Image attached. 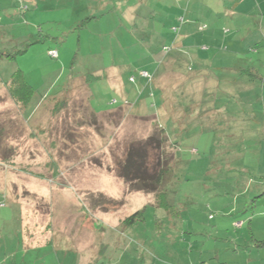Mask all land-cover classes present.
<instances>
[{
	"label": "rangeland",
	"instance_id": "rangeland-1",
	"mask_svg": "<svg viewBox=\"0 0 264 264\" xmlns=\"http://www.w3.org/2000/svg\"><path fill=\"white\" fill-rule=\"evenodd\" d=\"M56 1L58 9L42 14V35L34 33L30 48L0 61L3 82L19 69L35 90L33 112L26 115L10 90L0 86V264H190L192 245L196 251L214 241L232 253L238 246L250 250L249 222L240 229L233 221L250 214L252 199L264 192V129L258 122H264V92L230 93L241 114L236 127L203 123L204 131L200 125L192 128L197 135L184 132L166 185L168 210L154 206L150 195L128 191L117 175L129 145L143 140L138 137L145 128L128 119L120 126L121 111L97 115L92 108L121 99L116 82L132 91L143 57L149 49L157 51L180 24L186 1ZM167 17L175 20L172 27L164 26ZM24 26L4 30L0 50L21 48L10 39ZM48 48L59 58L46 53ZM189 64L182 62L183 75L190 74ZM109 66L120 77L110 78L108 72L106 77ZM243 83L247 80L236 82ZM179 84L195 85L191 80ZM251 111L257 120L252 126L247 125ZM104 134L109 135L106 144ZM211 203L220 211L209 208ZM141 208L139 221L118 222ZM214 220L222 229L219 235Z\"/></svg>",
	"mask_w": 264,
	"mask_h": 264
},
{
	"label": "crops",
	"instance_id": "crops-1",
	"mask_svg": "<svg viewBox=\"0 0 264 264\" xmlns=\"http://www.w3.org/2000/svg\"><path fill=\"white\" fill-rule=\"evenodd\" d=\"M184 1H186V8L183 9L185 15H181L183 21L178 33L170 31L160 42L157 51L149 49L150 53L143 57L145 63L138 69L139 82L132 91L131 89L130 92L123 91L122 83L116 82L121 99L117 102L113 99L107 108L93 109L94 114L97 115L121 111L124 119L120 120L119 125L121 126L125 119H128L127 121L135 126L144 127V134L138 137L142 139L147 138L154 125H158L163 128L168 141L173 145L176 144L177 147L186 137L184 132H188V135L191 132L193 136L197 135L196 131H192L196 125L203 126L202 131L205 129L203 123L219 127L225 125L229 128L239 125V122L235 124V120L241 119L240 110L230 102V93L233 94L237 90L264 92V0H175L174 2L181 5ZM58 6L59 1L56 0L54 3L47 0H0V41L5 37L4 30H13L25 24L23 28H19L24 32L15 34L10 40L16 45L29 43L31 46L36 36L42 35L44 22L42 14L56 10ZM131 7H126L124 12L130 13ZM177 10L180 12V8ZM174 21L172 19L169 22L167 17L163 24L166 26L170 23L172 27ZM165 46L170 47V51L162 54V48ZM49 49L52 48H48L46 53ZM186 60L191 63L187 68L190 74L183 75L179 69ZM242 65L246 66L247 70H244ZM105 69H107L104 70L106 77L107 72L110 78L120 77V73L112 66ZM141 70L149 71L154 77L152 84L143 90L145 80L139 75ZM240 78L246 79L247 83L236 84ZM185 80L188 82L191 80L195 85L182 87L179 83ZM150 92L153 94L152 97ZM137 94L140 95L133 102L127 100ZM124 101L128 104L125 105ZM249 115L251 117L247 118V125H255L256 113L251 111ZM258 122H261L260 127L264 129V122L261 120ZM104 124L108 126L107 122ZM167 125H171L173 130L167 131ZM189 129L191 132L188 131ZM108 136L104 134L105 144L108 143ZM176 152L173 149L174 165L175 157H178ZM118 180L123 182L120 178ZM148 195L149 198L152 197L151 194ZM210 207L217 211L221 209L219 205L212 203ZM122 218L117 219L119 223L122 222ZM209 219L213 220L214 217ZM234 222H242L240 229L249 222L250 237L264 239V198L260 197L253 201L251 213ZM213 229L216 235L221 234L222 229L219 224L217 225L216 220L213 221ZM216 243L214 241L210 245L203 244L196 251L191 249L192 245L189 248L190 264H264V247H255L252 243H248L246 245H250V250L241 251L238 246L232 253L228 245H216ZM193 254L196 256H191Z\"/></svg>",
	"mask_w": 264,
	"mask_h": 264
},
{
	"label": "trees",
	"instance_id": "trees-1",
	"mask_svg": "<svg viewBox=\"0 0 264 264\" xmlns=\"http://www.w3.org/2000/svg\"><path fill=\"white\" fill-rule=\"evenodd\" d=\"M180 18H182L183 20L182 16ZM180 18H178V20ZM90 19L91 17L85 18L83 23L89 21ZM175 27H177L178 30L174 31L172 29V32L178 33L180 24ZM29 46H30L29 43H24L21 48H18L17 51L15 50L12 52H8L6 51L7 49H4L5 51L0 50V59H4V58L13 59L15 58L16 55L15 53H23ZM51 51L56 52L55 56H52L50 54L52 58L55 59L59 58V53L56 49H49L48 53H50ZM169 51H170V47L168 46L162 48V54H167ZM141 71H146V70H141ZM141 71H139V75ZM146 72L149 74V76H151V78L149 81L147 77L141 76L145 80L142 90L149 87L152 84L154 78L149 71ZM90 77L94 79L101 76L98 77L90 76ZM132 77L134 80V76ZM84 81L88 87L87 84L88 78L84 79ZM0 84H2L4 88H6L7 90L8 89L10 90L11 94L16 99V101L21 104L20 105L21 107L24 108V113L26 115H29L31 112H33L32 111L33 107H31V103H32V98L35 95V90L25 80L24 76L22 75L19 69L15 70L12 73L10 79L4 82L0 79ZM62 92H60L59 94H61ZM152 95H153L152 92H150L151 97ZM177 148L178 147L176 144L173 145L168 141V138L163 128L159 127L158 125H154L152 127L151 133L147 136V138L143 140H139L135 143H131L129 145L126 151L124 161L118 164L117 175L127 185L128 191H142L145 192L146 194H151L152 205L162 206L168 210V204L165 201L166 185L168 184V182H170V180L174 176L173 149L176 150ZM150 155L154 156V161L152 163L149 162ZM262 194H264V192H261L257 196L260 197ZM257 196L252 199L250 203L251 205L252 202L256 200ZM251 205L248 207V209H251ZM143 209L144 208L138 209L133 213H131L130 215L124 217L122 220V224L125 226H129L139 221L141 219V211ZM212 217L213 215L210 214L209 218ZM252 241H254V243H252V246L254 245L255 247L256 246L264 247V239L261 240L253 239Z\"/></svg>",
	"mask_w": 264,
	"mask_h": 264
},
{
	"label": "built area",
	"instance_id": "built-area-1",
	"mask_svg": "<svg viewBox=\"0 0 264 264\" xmlns=\"http://www.w3.org/2000/svg\"><path fill=\"white\" fill-rule=\"evenodd\" d=\"M179 20H180V25H181L183 20H182V18H180ZM173 30H174V31H177L178 28H177V27H174ZM50 54H51L52 56H55V55H56V52H55V51H51ZM140 76H142V77H147L148 80L150 81L151 76H149V74H148L146 71H141V72H140ZM130 80L133 81V77H131ZM234 226H235V227H240V226H241V222H235Z\"/></svg>",
	"mask_w": 264,
	"mask_h": 264
},
{
	"label": "clouds",
	"instance_id": "clouds-1",
	"mask_svg": "<svg viewBox=\"0 0 264 264\" xmlns=\"http://www.w3.org/2000/svg\"><path fill=\"white\" fill-rule=\"evenodd\" d=\"M126 103V105L128 104V102L124 101V104Z\"/></svg>",
	"mask_w": 264,
	"mask_h": 264
}]
</instances>
